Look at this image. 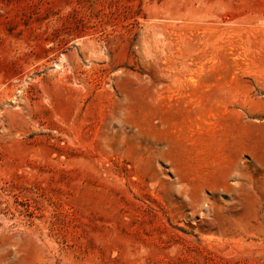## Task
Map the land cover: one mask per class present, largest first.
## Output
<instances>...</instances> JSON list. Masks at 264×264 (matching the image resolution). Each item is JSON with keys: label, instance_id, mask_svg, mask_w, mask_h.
Masks as SVG:
<instances>
[{"label": "rangeland", "instance_id": "374dc122", "mask_svg": "<svg viewBox=\"0 0 264 264\" xmlns=\"http://www.w3.org/2000/svg\"><path fill=\"white\" fill-rule=\"evenodd\" d=\"M0 264H264V0H0Z\"/></svg>", "mask_w": 264, "mask_h": 264}]
</instances>
